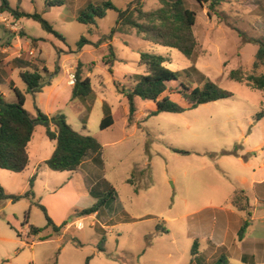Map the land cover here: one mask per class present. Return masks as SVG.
<instances>
[{
    "label": "rangeland",
    "instance_id": "obj_1",
    "mask_svg": "<svg viewBox=\"0 0 264 264\" xmlns=\"http://www.w3.org/2000/svg\"><path fill=\"white\" fill-rule=\"evenodd\" d=\"M55 1L8 0V3L18 11L43 15L65 37V42L44 31L38 22L27 19L18 22L11 13L1 11L4 19H0L3 23L0 34L9 41L14 38L26 41L27 30L38 38L31 45L40 41L41 51L32 57L38 60L36 66L46 67V71L38 70L45 75L42 83L54 76L53 86L58 89L55 98L49 90L42 95L29 93L25 108L33 116L36 108L44 113L61 110L74 130L95 137L103 146L99 155L103 165L92 171L91 179L98 186L97 197H103L112 187L121 201L107 197L98 218L81 216L84 228L78 230L74 226L79 218L75 212L88 208L93 201L86 193L84 172L73 175L54 172L46 166L39 169L35 179L37 192L41 196L57 192L46 203L60 213L69 207L67 223L68 220L74 223L69 227L66 224L57 235L47 226L44 213L35 204L41 203L39 197L0 203V264H87L88 258L89 264L214 262L220 252L214 258L208 253L201 254L197 262L192 248L195 242L201 253L208 248L216 208L232 209L229 200L234 196L233 188L238 186L235 177L247 170L234 155H244L254 164L263 158L258 152L247 154L246 150L264 141V93L231 81L228 75L238 68L247 73L252 71L258 49L254 40L264 38V0H224L218 7L219 15L212 17L208 16L207 7L185 0L197 13L194 34L198 45L192 60L175 49L146 42L130 30L127 35L114 36L115 60L108 65L105 59L109 55L108 42L102 39L115 26L117 13L109 10L96 25L81 24L77 17L89 2L98 5L109 1L124 9L134 0H61L62 6H48ZM142 2L145 11L160 6L159 0ZM82 37L91 44L79 50L77 43ZM144 51L166 56L169 59L166 67L178 73V80L168 83L169 92L179 90L181 84L191 91L210 80L233 96L181 114L163 112L150 117L148 114L156 109L155 103L136 97V113L129 123L128 99L119 91H130L137 75L146 73V68L139 64L140 53ZM27 53L30 55V51ZM78 61L84 64V76L91 79L93 96L71 102L69 97L65 101L62 94L67 89L65 73L73 68L74 75ZM263 72L264 68L257 70L258 74ZM19 85L24 88L20 80ZM1 88L8 94L7 102H16L14 91L7 86ZM170 97L174 102L182 101L174 93ZM104 103L110 106L114 124L102 131ZM85 120L86 129H83ZM51 145L45 128L37 125L29 148L30 172L16 174L0 169L1 186L16 195L29 190L33 166L37 158L48 154ZM173 149L192 154L180 155ZM133 174L132 185L128 180ZM71 176L73 185L60 189ZM222 217L219 214L220 222ZM26 222L41 232L31 233L33 237L28 235ZM103 238L106 251L100 252L98 245ZM231 264L241 263L232 259Z\"/></svg>",
    "mask_w": 264,
    "mask_h": 264
},
{
    "label": "trees",
    "instance_id": "obj_2",
    "mask_svg": "<svg viewBox=\"0 0 264 264\" xmlns=\"http://www.w3.org/2000/svg\"><path fill=\"white\" fill-rule=\"evenodd\" d=\"M202 7H207L209 17L219 15L218 7L224 0H194ZM0 10L2 12L11 13L15 19L25 18L38 22L41 28L49 34L54 35L61 41L65 42V37L46 20L43 15L38 13H27L13 9L8 0H0ZM160 6L151 11L143 9L142 0H134L130 2L124 9L117 8L109 1L95 5L88 3L82 9L77 17V21L85 25H96L97 20L106 17L109 10L117 13L115 26L111 30L109 36L102 39L108 42L109 55L105 57L106 64H110L115 60L114 48L112 41L115 35H127L130 30H134L137 36L142 40L154 45L175 49L184 55L187 59L192 60L197 52V38L194 34V27L197 23L196 11L190 9L185 0H159ZM61 0L49 2V7L62 6ZM254 43L258 46L252 71L247 73L243 69H233L229 72L228 78L231 81L245 84L248 87L264 93V72L258 74L257 70L264 68V38L256 39ZM91 44L85 37H82L77 46L81 50L85 45ZM168 58L164 55L144 51L140 53L139 64L146 68V73L137 75V82L133 88L126 92L124 89L119 92L124 93L129 103L128 122L131 123L136 113L135 98L155 103L156 109L148 114V117L158 115L159 113L181 114L189 110L196 109L198 106L227 99L233 96V93L220 88L217 84L208 80L202 87H196L193 90L181 84V88L177 91L169 92L168 83L178 80V73L168 69L166 63ZM191 68H194L192 66ZM84 64L78 61L74 72L75 82L72 88L71 100L81 99L87 100L93 96V88L91 79L84 76ZM46 71V68H44ZM110 72L112 69L110 68ZM21 79L27 86V93L36 94L42 92L44 87L42 83V75L38 70L34 72L26 71L20 74ZM17 101L8 103L2 95H0V169L14 173H21L27 169L30 163L28 145L32 140L35 127L41 125L45 128V134L50 141L55 142V150L52 156L45 161V165L54 172H76L81 164L90 155H100L103 146L93 136L82 134L72 128L67 122L64 113L58 112L49 116L36 108V116L33 117L26 110V96L19 89H15ZM178 95L186 104L177 103L171 100L170 94ZM84 121L83 129H86ZM114 124L110 106L107 103L103 105V118L100 123V129L107 130ZM180 155H190L191 151L173 149ZM128 180L129 184H133V177ZM35 176L29 181V190L21 195L9 194L0 184V202L10 200L12 203L28 198H34L33 186ZM98 187L94 191L97 192ZM138 189L135 188V191ZM99 193V190H98ZM101 198L97 197V202L90 208L76 211V216L90 215L98 212L101 206L108 202V198L117 200V193L114 188H109ZM44 213L47 226L51 227L55 234L61 232L63 227L56 226L52 218L49 216L47 209L35 203ZM232 204L240 211L249 213L248 199L243 191L235 192L232 198ZM250 224L247 218L244 221L240 231L239 238L245 234ZM160 230V226H157ZM30 232L34 235L41 232L39 228L30 226ZM167 232L166 229L163 230ZM198 243L195 242L192 248V256L197 254ZM100 252H105V238L98 245ZM90 258L87 259L89 264ZM227 259L221 257L216 264H227Z\"/></svg>",
    "mask_w": 264,
    "mask_h": 264
},
{
    "label": "crops",
    "instance_id": "obj_3",
    "mask_svg": "<svg viewBox=\"0 0 264 264\" xmlns=\"http://www.w3.org/2000/svg\"><path fill=\"white\" fill-rule=\"evenodd\" d=\"M0 6H1V2H0ZM0 19L1 20L4 19V16L2 13H0ZM23 19L25 18H20L17 20L18 22H23ZM1 22L2 21H0V33L3 31V28H2L3 23ZM25 32L27 33L26 41H21L18 38H14L12 41H9L7 37H4L2 34H0V95H2L4 99L6 100L8 94H6L5 92H2L3 90H1L2 89L1 87H4V86H7L10 90L14 92H15V89H19L26 96V103H25V107H26L27 100H28L27 95L29 93H27V86L21 79L20 74L26 71L34 72L35 70H43L46 67L36 66L38 65L37 64L38 60L34 61V58L32 57L35 52L41 51L40 44H39L40 41H37L36 44L32 46L31 43L35 39L37 40L38 38L32 37L30 32L27 30ZM28 51H30L29 53L30 55H28L27 53ZM38 58L42 60L40 57ZM48 72H51V71H48ZM41 75H42V78H44L45 75H43L42 73ZM65 75L66 76L64 80H65V83H66L65 85L67 89H65V91H63L62 94H63V98L65 99V101L68 100L70 97L69 102H71L73 84H70V77L71 75H73V68L71 72L66 71ZM53 79H54V76H51L50 79L47 80V83L44 84V87L42 88V92L37 93V95H42L45 90H49L53 98H55L56 96L54 94L55 89L57 90L58 87L55 88L56 86L55 87L53 86ZM19 80L23 84L24 88L20 87ZM55 104H57V100L55 101ZM56 108H57V105H56ZM58 112H61V110H53V111L48 110L45 114L52 116V115L57 114ZM31 116L33 115L31 114ZM34 133H35V130H34ZM33 137H34V134H33ZM33 137H32V140H33ZM31 142L28 145V152H29V158H30L29 166L27 167L25 171L21 173H16V174H27L28 172H30V168L32 166V157H31L30 150H29ZM50 142L53 145H51L49 152L46 156L42 158H37V161L34 164L33 169L30 173V176H29L30 179L33 176H35V179L38 177V174H37L38 170L45 167L46 166L44 164L45 161L48 160L52 156L55 150L56 144L54 141H50ZM256 152H258L260 156H263L262 161L256 164L251 163L250 159L246 158V156L244 155H240V154L234 155L238 164H240V166H242L243 168L247 170L245 174H243L244 172H241V174H238L235 177L238 183V186L233 188L232 195L233 193L235 194V192L240 191V190L244 192V195L248 199L250 215L247 216L246 212L240 211L235 205H233L232 199L229 200L231 203L232 209L227 210V209H224L223 207L216 208L215 210H216L217 217L215 220V227L213 228V231L210 237L207 239L208 248L206 250H203L202 253L197 248V254L194 257L195 261L197 260L198 262L200 260L201 254L205 255L208 253L210 258H214L216 254L220 252V255L216 257L214 262L209 263V264H216V262L221 257H224L225 259H227V262H228L227 264H231L232 259H235L237 263H241V264H264V141L262 142L261 145L256 146L254 148H249L246 150L247 154L248 153L255 154ZM102 165H103V162L101 159H99V155H90L81 164V166L76 172H68L73 175L75 174L78 175L84 172L83 180L86 186V191H87L86 193L88 196L92 197L93 199L91 206H93L98 200L97 199L98 192L94 191L97 184H94V182H91L92 171L94 172L97 168H100ZM72 179L73 177L71 176L69 180L60 189H64L65 187L70 186V185L72 186L73 185ZM33 189H34L33 199H35L36 197H39V200L41 201V203L46 205L47 208L45 206L44 207L48 209L47 212H49L48 214L52 218L55 225L61 226L64 223H67V219L69 217V212H68L69 207L66 209L64 213H60L56 209L53 211L46 203V200L49 199V197L56 195L57 192L47 193L45 196H41V194L37 192L36 180H35ZM138 191L139 190L135 191V187H134V192L138 193ZM6 192L9 193L8 191ZM116 193H117V200H120L117 191ZM9 194H12V193H9ZM74 194L76 193L74 192ZM6 201H10V200H6ZM35 203L41 204L40 202H35ZM91 206H89L88 208H90ZM78 211H81V210H78ZM100 213L101 212L98 211V212H95L93 214L86 215V216L98 218ZM219 214L223 216L221 222L219 219ZM80 217L78 218L77 222L82 221ZM247 218L249 219L250 224L245 234L242 236V238H239L238 236L239 231L242 225L244 224V221ZM68 221L69 222L67 223V227L71 226L74 223L72 220H68ZM30 226L31 225H29L28 222H26V228L28 229V235H32L30 232ZM60 233H58L57 235H60ZM189 264H208V263L198 262V263H189Z\"/></svg>",
    "mask_w": 264,
    "mask_h": 264
},
{
    "label": "built area",
    "instance_id": "obj_4",
    "mask_svg": "<svg viewBox=\"0 0 264 264\" xmlns=\"http://www.w3.org/2000/svg\"><path fill=\"white\" fill-rule=\"evenodd\" d=\"M75 82V78H74V75H72L70 77V84H74ZM72 224V223H71ZM74 226L78 229V230H83L84 228V223L82 221H78V222H75L74 223Z\"/></svg>",
    "mask_w": 264,
    "mask_h": 264
}]
</instances>
